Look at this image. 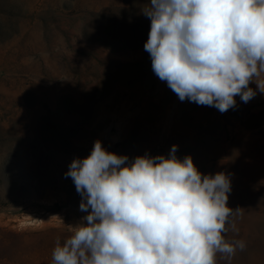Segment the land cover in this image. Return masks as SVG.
<instances>
[{"label":"rangeland","instance_id":"1","mask_svg":"<svg viewBox=\"0 0 264 264\" xmlns=\"http://www.w3.org/2000/svg\"><path fill=\"white\" fill-rule=\"evenodd\" d=\"M149 6L0 0V264H52L88 214L65 173L96 141L127 163L176 145L202 174L224 173L240 211L223 235L246 247L216 264H264V93L250 83L255 97L224 113L181 101L144 50Z\"/></svg>","mask_w":264,"mask_h":264},{"label":"clouds","instance_id":"2","mask_svg":"<svg viewBox=\"0 0 264 264\" xmlns=\"http://www.w3.org/2000/svg\"><path fill=\"white\" fill-rule=\"evenodd\" d=\"M143 14L152 70L181 101L224 113L255 97L250 83L264 93V0H150ZM176 151L127 163L96 141L74 159L65 176L88 214L57 241L52 264H216L217 253L230 261L243 250L223 235L240 211L227 205L230 179Z\"/></svg>","mask_w":264,"mask_h":264}]
</instances>
